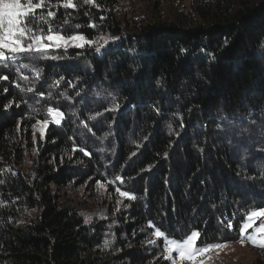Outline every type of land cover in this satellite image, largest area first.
<instances>
[{
  "label": "trees",
  "instance_id": "trees-1",
  "mask_svg": "<svg viewBox=\"0 0 264 264\" xmlns=\"http://www.w3.org/2000/svg\"><path fill=\"white\" fill-rule=\"evenodd\" d=\"M121 1L50 0L54 30L128 34L117 46L0 71V264H170L156 228L198 230V247L234 242L264 206V3L191 0L128 30ZM49 107L64 118L42 137ZM98 182L136 199L89 215L67 189Z\"/></svg>",
  "mask_w": 264,
  "mask_h": 264
},
{
  "label": "snow or ice",
  "instance_id": "snow-or-ice-1",
  "mask_svg": "<svg viewBox=\"0 0 264 264\" xmlns=\"http://www.w3.org/2000/svg\"><path fill=\"white\" fill-rule=\"evenodd\" d=\"M84 4H94L95 0H83ZM61 7L64 9H76L77 5L74 0H61ZM47 10L46 12L43 10ZM56 13L52 10L50 0H0V71L15 68L17 72L20 68H28L27 64H23L24 59L38 60L41 57L57 59L56 56H48L50 50L68 48H84L85 45L91 46L93 41L88 40L85 35L74 33L71 35L62 34V29L54 30L50 21L55 18ZM103 20V17H100ZM77 29L79 24L75 26ZM89 27L95 28V24ZM115 39L112 38L114 42ZM109 41L105 40V44ZM100 47H103L101 45ZM100 47L95 50L100 52ZM39 71H35L34 75L39 77ZM27 80V76L21 77ZM0 80H8L7 75H0ZM58 84L59 81H56ZM18 86V85H17ZM32 91L31 88L27 89ZM79 95V93H77ZM99 95V94H97ZM119 108L116 104L114 109ZM49 115L53 118L56 125H59L64 118L63 112L58 109L48 108ZM47 127V121L41 122ZM86 126V125H85ZM35 135V128H34ZM43 137V130H41ZM87 154V153H86ZM135 155V153H133ZM167 157V153L164 154ZM151 166H149L150 169ZM123 183V179L116 177ZM0 183H3L0 180ZM99 183V182H98ZM122 197L130 200L136 199L134 194L127 191L116 189ZM90 218L85 219L88 223ZM257 221L260 223L257 225ZM227 228L231 230L233 223L231 220L227 222ZM252 229L251 232L248 230ZM153 235L163 239L164 258L170 261V264H180L183 261H190L196 264L197 258L207 253L210 249H219L226 247L225 243H215L197 247L201 233L198 230H192L181 239L169 238L164 232L156 228ZM239 238L243 244L245 239L250 241L254 246L264 247V206L249 211L239 224ZM154 243V241H150ZM109 241L105 240L107 247ZM175 253V257L173 256Z\"/></svg>",
  "mask_w": 264,
  "mask_h": 264
},
{
  "label": "rangeland",
  "instance_id": "rangeland-1",
  "mask_svg": "<svg viewBox=\"0 0 264 264\" xmlns=\"http://www.w3.org/2000/svg\"><path fill=\"white\" fill-rule=\"evenodd\" d=\"M190 1L191 0H122L117 16L123 22V26L131 30L132 28L130 27H134L136 23H152L154 19L157 18L172 20L175 18V14L181 11H190ZM256 1L264 3V0ZM127 35L128 34L112 36L107 33H100L92 40V45H88V47L96 49L103 45V47H100V52L98 53L100 54L108 47L117 46L123 39L128 37ZM112 38L118 39H115L113 42ZM105 40L109 42L105 44ZM43 121H47V125L50 123L55 124L50 115L46 120L40 121L37 124V128L39 131L43 130V133L46 128L41 123ZM106 190V184L97 183L96 185L91 184L81 187L72 186L67 189V192L69 193V197L79 204L82 211H87L89 215L99 212L101 216L111 218V216L120 209L119 206L122 203V196L119 194L117 196H111ZM256 223L258 225L260 222L257 221ZM248 231L251 232L252 229ZM225 244L226 247L210 249L207 253L200 255L197 258L196 264H255V262L259 260L264 261V247L254 246L247 239H245L243 244L240 240ZM175 255L176 254L173 253L174 257ZM180 264H191V262L185 260L180 262Z\"/></svg>",
  "mask_w": 264,
  "mask_h": 264
}]
</instances>
